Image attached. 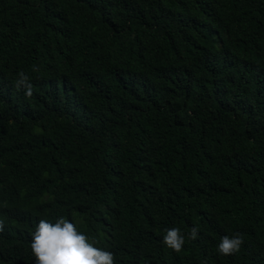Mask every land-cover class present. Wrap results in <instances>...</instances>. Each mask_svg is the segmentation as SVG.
Returning <instances> with one entry per match:
<instances>
[{"label": "trees", "instance_id": "16d2710c", "mask_svg": "<svg viewBox=\"0 0 264 264\" xmlns=\"http://www.w3.org/2000/svg\"><path fill=\"white\" fill-rule=\"evenodd\" d=\"M0 98V264L61 216L115 264H264V0H0Z\"/></svg>", "mask_w": 264, "mask_h": 264}, {"label": "clouds", "instance_id": "9594fccd", "mask_svg": "<svg viewBox=\"0 0 264 264\" xmlns=\"http://www.w3.org/2000/svg\"><path fill=\"white\" fill-rule=\"evenodd\" d=\"M33 71H38L33 67ZM18 90L23 89L26 97L33 94V86L29 76L21 71L14 85ZM4 104L0 98V105ZM5 223L0 220V232ZM31 252L35 258L34 264H115V254L95 245L94 239L78 230L75 223L61 216L55 222L40 219L31 232ZM199 235L198 226H193L189 238L195 240ZM163 243L179 253L185 243L184 235L179 228L165 230ZM244 244L242 234L224 235L216 251L223 256L233 255L240 251Z\"/></svg>", "mask_w": 264, "mask_h": 264}]
</instances>
